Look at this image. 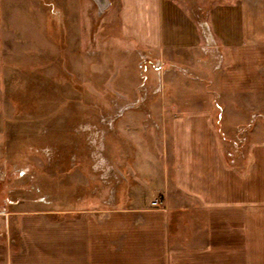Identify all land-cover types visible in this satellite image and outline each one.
<instances>
[{
    "label": "rangeland",
    "instance_id": "1",
    "mask_svg": "<svg viewBox=\"0 0 264 264\" xmlns=\"http://www.w3.org/2000/svg\"><path fill=\"white\" fill-rule=\"evenodd\" d=\"M111 2L100 9L96 0H0L6 209H44L55 219L97 213L126 206L133 186L136 202L150 201L162 185L169 119L191 104L209 107L230 164L264 138V96L223 103L215 93L222 51L204 44L191 64L163 60L121 37L117 2L106 11Z\"/></svg>",
    "mask_w": 264,
    "mask_h": 264
},
{
    "label": "crops",
    "instance_id": "2",
    "mask_svg": "<svg viewBox=\"0 0 264 264\" xmlns=\"http://www.w3.org/2000/svg\"><path fill=\"white\" fill-rule=\"evenodd\" d=\"M114 1L121 37L163 60L191 64L204 44L222 51L213 80L223 103L264 96V0H112L108 13ZM198 106L169 119L152 196L161 206L136 202L134 186L122 208L56 219L0 205V264H264V138L230 164L209 107Z\"/></svg>",
    "mask_w": 264,
    "mask_h": 264
},
{
    "label": "water",
    "instance_id": "3",
    "mask_svg": "<svg viewBox=\"0 0 264 264\" xmlns=\"http://www.w3.org/2000/svg\"><path fill=\"white\" fill-rule=\"evenodd\" d=\"M96 2L100 9L107 4V0H96Z\"/></svg>",
    "mask_w": 264,
    "mask_h": 264
},
{
    "label": "built area",
    "instance_id": "4",
    "mask_svg": "<svg viewBox=\"0 0 264 264\" xmlns=\"http://www.w3.org/2000/svg\"><path fill=\"white\" fill-rule=\"evenodd\" d=\"M158 68H160V65L158 64V66H157ZM156 202V200L153 202V203H155ZM156 204V203H155Z\"/></svg>",
    "mask_w": 264,
    "mask_h": 264
}]
</instances>
